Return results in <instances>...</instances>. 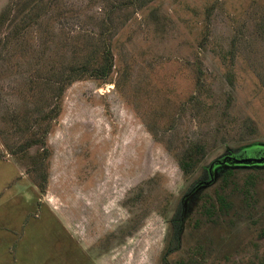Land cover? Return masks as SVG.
Wrapping results in <instances>:
<instances>
[{
  "label": "rangeland",
  "instance_id": "1",
  "mask_svg": "<svg viewBox=\"0 0 264 264\" xmlns=\"http://www.w3.org/2000/svg\"><path fill=\"white\" fill-rule=\"evenodd\" d=\"M104 49L110 77L36 125ZM256 143L264 0H0V264H264V168L216 175L175 223L213 161Z\"/></svg>",
  "mask_w": 264,
  "mask_h": 264
},
{
  "label": "trees",
  "instance_id": "2",
  "mask_svg": "<svg viewBox=\"0 0 264 264\" xmlns=\"http://www.w3.org/2000/svg\"><path fill=\"white\" fill-rule=\"evenodd\" d=\"M101 63L98 67L92 68L90 70L89 66H83V67H75L72 68L68 74L60 81V89H58L56 91V93H54L53 97H52V101H54V108L50 111H48L43 117L42 119L39 118L38 120H36V125H39L41 122L50 120L53 121L55 118L58 117L59 115V105L62 103V97L64 92L68 89V87H70L73 83H75L78 80L84 79L85 77H92L94 79H102V80H106L108 79V77H110L111 73L113 72L114 69V61H113V56H112V50L110 49H104L102 56H101ZM37 143H40L37 141L34 142V144L36 145ZM32 144V145H34ZM204 155V151H202V149L199 150H194L190 153H188L186 155V157H184V159L181 162V168L184 172V174H191L195 168L197 167V165L199 164L200 159L202 158ZM240 168H231V167H226V166H222V167H218L215 168V172L216 175H218L219 177H222L223 179L228 177V176H232L235 174L236 170H238ZM207 174L208 172V168L206 169ZM216 183V182H215ZM215 183H213L212 185H210L209 187L202 189L203 191L209 189L211 186H213ZM202 190H200L197 194H195L191 199H189L187 201V205H186V209H189L190 207H192V205L196 202V200L199 198L200 193L203 192ZM187 212V211H186ZM184 208L183 205L180 207L179 210V220H176V226L177 228L180 227L181 229V224L182 221L184 219ZM186 215V214H185Z\"/></svg>",
  "mask_w": 264,
  "mask_h": 264
},
{
  "label": "water",
  "instance_id": "3",
  "mask_svg": "<svg viewBox=\"0 0 264 264\" xmlns=\"http://www.w3.org/2000/svg\"><path fill=\"white\" fill-rule=\"evenodd\" d=\"M256 147L259 148L258 151L253 152L250 156H246L243 153V150H247L249 148ZM263 154L260 156V153ZM231 154L230 151L220 158L213 161L210 166L208 167L209 177L200 180L193 186V188L184 196L183 198V208H184V216L186 214V205L187 201L191 199L195 194H197L200 190L205 189L216 182L217 176L216 172L214 171L215 168L226 166L231 168H248L251 166H263L264 165V143H256L250 146H246L242 148V151L237 154Z\"/></svg>",
  "mask_w": 264,
  "mask_h": 264
},
{
  "label": "flooded vegetation",
  "instance_id": "4",
  "mask_svg": "<svg viewBox=\"0 0 264 264\" xmlns=\"http://www.w3.org/2000/svg\"><path fill=\"white\" fill-rule=\"evenodd\" d=\"M240 151H242V149ZM233 154H235V153L234 152H231V154H229V155H233ZM262 154H263V152L260 153V156ZM248 168H264V165L263 166H251V167H248ZM214 171H215V169H214ZM208 177H209V173L207 174V178Z\"/></svg>",
  "mask_w": 264,
  "mask_h": 264
}]
</instances>
